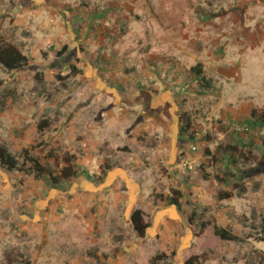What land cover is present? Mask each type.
I'll return each instance as SVG.
<instances>
[{"label": "rangeland", "instance_id": "rangeland-1", "mask_svg": "<svg viewBox=\"0 0 264 264\" xmlns=\"http://www.w3.org/2000/svg\"><path fill=\"white\" fill-rule=\"evenodd\" d=\"M73 10L0 0V46L28 59L13 71L0 65V144L17 156L27 150L52 173L36 179L0 167V264H150L160 253L169 264H264V128L251 119L264 100L249 117L217 115L219 94L190 96L197 86L187 76L172 116L157 102L163 85L104 59V47L87 42L84 13ZM211 112V127L194 128L192 142L180 134L182 118L204 123ZM235 122L250 132L234 133ZM69 157L75 176L53 185ZM173 189L178 207L167 202ZM219 191L229 198L218 201ZM213 225L239 241L220 240Z\"/></svg>", "mask_w": 264, "mask_h": 264}, {"label": "crops", "instance_id": "crops-1", "mask_svg": "<svg viewBox=\"0 0 264 264\" xmlns=\"http://www.w3.org/2000/svg\"><path fill=\"white\" fill-rule=\"evenodd\" d=\"M53 1L84 13L87 42L104 47V59L151 79L155 88L163 85L172 116L187 76L197 86L190 96L219 94L217 115L249 117L264 100V0H83L86 9L80 0ZM196 64L212 80L211 90L198 93L190 72ZM189 115L199 130L211 127L215 113L199 124Z\"/></svg>", "mask_w": 264, "mask_h": 264}, {"label": "trees", "instance_id": "trees-1", "mask_svg": "<svg viewBox=\"0 0 264 264\" xmlns=\"http://www.w3.org/2000/svg\"><path fill=\"white\" fill-rule=\"evenodd\" d=\"M27 57L22 55L15 47L13 46H0V65L5 68L6 70L13 71L20 67H23L27 64ZM190 72L194 76L195 80L198 84V93L209 91L213 88L212 80L206 78L203 75L202 68L200 64H196L190 68ZM251 119L253 120L254 124L259 125V127L264 128V113L257 114L255 111L251 113ZM181 128L180 134L187 138L188 141L192 142L195 139L197 131H195L191 117L187 115L185 118L181 120ZM204 139H207L205 137ZM208 140V139H207ZM218 152L229 153L230 155H243L239 150L237 145H218L217 146ZM240 152V153H239ZM209 155L207 151V156ZM0 167L6 169L7 171H15V172H23L27 175H33L34 178L40 179L44 178L45 176H52L51 171L47 170L46 167L42 166L38 159L28 153L27 150H24L20 155H14L10 153L5 146L0 144ZM76 174V170L74 169L73 159L71 157L63 159V168L60 171V175L58 179L54 177L51 178L52 184L58 183L57 180H68L74 177ZM48 178V177H47ZM207 178V175L204 176ZM217 182L221 183V179L216 177ZM242 192L245 191L244 188L241 189ZM229 194L219 191L216 194V199L218 201L224 200L229 198ZM181 198V193L173 189L171 195L167 197V202L169 205L173 207L179 206V201ZM195 211L187 217V221L189 225H192L195 222ZM131 224L133 230L138 234L139 237H143L145 234L146 226L143 224V220L141 217L140 211H135L131 215ZM208 226V225H207ZM206 228L205 224H201L199 226V230L203 231ZM213 234L218 237L220 240L225 241H239L238 237L234 236L231 232L227 229L222 228L217 225H213L212 228ZM168 256L163 253L153 256L150 259V264H169L168 263ZM189 259L184 262V264H194L192 260ZM21 264V263H20Z\"/></svg>", "mask_w": 264, "mask_h": 264}, {"label": "built area", "instance_id": "built-area-1", "mask_svg": "<svg viewBox=\"0 0 264 264\" xmlns=\"http://www.w3.org/2000/svg\"><path fill=\"white\" fill-rule=\"evenodd\" d=\"M232 131L236 134H248L250 127L244 123L235 122L232 125Z\"/></svg>", "mask_w": 264, "mask_h": 264}, {"label": "flooded vegetation", "instance_id": "flooded-vegetation-1", "mask_svg": "<svg viewBox=\"0 0 264 264\" xmlns=\"http://www.w3.org/2000/svg\"><path fill=\"white\" fill-rule=\"evenodd\" d=\"M161 104H164L165 103V96L164 97H160V99L157 101ZM174 114V113H173ZM174 116V115H173Z\"/></svg>", "mask_w": 264, "mask_h": 264}]
</instances>
